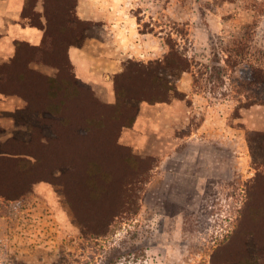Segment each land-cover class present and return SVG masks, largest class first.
<instances>
[{
	"label": "rangeland",
	"instance_id": "1",
	"mask_svg": "<svg viewBox=\"0 0 264 264\" xmlns=\"http://www.w3.org/2000/svg\"><path fill=\"white\" fill-rule=\"evenodd\" d=\"M125 1L114 3L123 7ZM128 2L150 44L158 42L160 52L163 43L164 54L175 45L192 68L181 75L183 97L143 111L121 132L118 143L125 150L102 154L110 176L101 200L87 184L94 177L87 176V161L94 160L104 134L100 141L92 133H57L59 117L72 114L69 101L58 118L46 111L48 78L74 74L67 51L82 37L55 28L49 43L44 30L36 45L16 40L11 47L0 38V89L8 93L0 100L19 101L13 112H0L15 123L0 138V156L8 154L12 139L31 142L34 136L40 148L33 176L0 162V264H54L61 258L64 264H236L230 260L246 251L253 259L261 254L264 226L257 237L245 231L253 224L244 207L250 193L264 201V190L251 187L264 181V103H255L264 100V86L254 83V71L264 70V0ZM65 4L51 0L58 21L70 9ZM34 20L22 24L38 28L42 21ZM93 29L109 37L101 26ZM27 46L40 52L31 56ZM88 86H79L84 92L73 101L76 107L89 102V91L110 104ZM63 93L58 91L57 104ZM78 116L67 131L79 128ZM101 177H94L97 185ZM107 212L116 216L105 236L85 230Z\"/></svg>",
	"mask_w": 264,
	"mask_h": 264
},
{
	"label": "trees",
	"instance_id": "2",
	"mask_svg": "<svg viewBox=\"0 0 264 264\" xmlns=\"http://www.w3.org/2000/svg\"><path fill=\"white\" fill-rule=\"evenodd\" d=\"M58 1L66 3L68 6H70V9L64 12L62 19L58 21V14L53 9L51 0H45L46 23L43 24L40 22L38 26L39 29L45 31L44 39H48V43L50 42L49 40H54L53 31H55V28H59V31L62 33H72V35L73 32L78 31L79 38L81 36L82 40L77 44H75L73 41L70 42L69 48L72 46H80L82 42L88 37L102 38L101 35L94 32L93 29L94 27L99 26L103 28L101 24L84 22L77 17L76 0ZM35 3L36 0H25L22 16L23 20L29 19L34 22V18H40V15L35 12ZM73 23L74 26L72 25ZM104 30H101V33H103ZM16 46H19V43H16ZM19 47H21V45ZM19 47L17 49L18 51L20 50ZM27 47H30L29 52L31 56H34L36 53L40 52L35 47ZM17 60V57L13 59L11 61V65H15ZM67 61L74 71L68 51ZM191 68L192 65L188 58H186L180 52V50H178L176 46L172 44L169 46V52L164 54L162 58L148 61L128 59L123 62L122 72L116 74L113 78L115 101L110 104H104L95 98L92 91H89V102L87 104H81L77 106L78 110H75L77 107L73 101L81 100L80 96H83L84 90L80 88L82 85L86 86L85 88H87L89 87L88 84L82 82L76 76L75 71L74 74H63V76L59 77L58 79L48 78V110L46 111H48L52 117L58 118V116L64 112L63 108L67 109L68 106L66 105V102L69 101L68 110L72 112V114H63L59 117V130L57 128L55 131L60 134L65 132L68 134L77 132V136L79 138H85L83 137L85 133L90 135L92 133L94 138H97L100 141L101 139L99 134L103 133L105 136V139H103L104 141H101L102 143L95 148L96 156L94 160L89 159L87 161L89 165L87 176H103L100 178V181H98V185L96 182L97 180H95L94 177L91 181H89V183H87L93 185V196L95 199H104L105 195L103 194L107 193V188H105L103 182H107L110 174H108V172L105 170L107 162L106 160H104V163L102 162L104 159L103 156L105 155L107 157L110 155V153L114 154V149L117 152L125 150L118 143V139L124 128L132 127V125L136 122L140 104H169L173 100L183 97L184 94L179 90L177 82L180 80L181 75L183 73L190 72ZM254 78V83L264 86V70L256 69L254 71ZM80 85L81 87L79 88ZM36 91H39L38 88ZM58 91L64 92L62 94L63 98L60 99L59 104H57L55 101L58 97ZM0 93L8 94L4 89H0ZM34 94H36L35 91ZM257 102L264 103V100H255V103ZM76 116H78L77 120L79 117H81L79 128L70 127L71 130L67 131L68 128H66V124L69 123L71 118H75ZM89 126H91V130L89 129ZM97 127L101 128L102 131H100V133L95 131V128ZM80 129L84 130L81 131V135ZM29 130L31 129L29 128ZM82 132L84 134H82ZM12 140L10 143V149L6 150L7 152H5L9 155L6 154V156H0V162L4 161L5 164L13 162L15 163V166L19 167L20 170L25 172L27 176H33L31 175V170L34 168V163L36 164L37 159H39L38 153L40 148L34 146L35 144H38L37 138L31 136V142L17 141L14 143V140L16 139H14L13 142ZM49 147L50 146L48 145V148ZM88 151V149L82 150L84 153H87ZM12 152H14V154H11ZM102 154L104 155L102 156ZM12 157H14L16 160L13 161V159H10ZM125 159L128 161L132 159V156L125 157ZM102 163L104 169L101 166ZM251 187L264 190V181L257 179L255 185ZM244 211L247 213L248 218L251 219L254 227L253 228L251 226V230L245 231H248L249 234L257 237L258 233L261 232L260 229L264 226V201L261 202L260 195L254 194L253 196V194L250 193L249 202L245 205ZM101 215L103 216L97 218V224L95 226H90V228L87 226L85 229L88 233L97 237H103L109 232L108 230L111 224L110 222L112 218L116 216L113 212L101 213ZM261 243L262 244L259 245L261 247L262 255L260 254L258 258H251L246 251L238 259L232 258L230 261H234L236 264H259V258L264 257V240H262ZM64 261L65 260L61 258L54 264H64ZM116 263V259L110 260L108 262V264Z\"/></svg>",
	"mask_w": 264,
	"mask_h": 264
},
{
	"label": "crops",
	"instance_id": "3",
	"mask_svg": "<svg viewBox=\"0 0 264 264\" xmlns=\"http://www.w3.org/2000/svg\"><path fill=\"white\" fill-rule=\"evenodd\" d=\"M76 1L77 17L84 22L101 24L107 30V34H105L109 37H88L80 46L70 47L68 49L70 61L76 76L82 82L96 88L102 100L113 103L115 101L113 78L122 72L123 62L128 59L148 61L162 58L164 45L161 44L159 52L158 42H155L156 47L153 48L155 43L150 44L149 36L141 34L139 25L131 13V4L126 3L127 0L123 7L121 4L114 3L116 0ZM24 6L25 0H0V38L6 41V46L12 47L16 40L28 41L36 45L43 37L41 29L22 24ZM34 9L40 15V21L45 23V0H36ZM184 78L182 76L180 79L179 90L186 94L187 91L182 90L181 87ZM100 92L104 94L102 97ZM17 104L19 101L11 98L0 100V106H3L0 112H13L14 105ZM161 105L141 104L138 117H141L146 109L153 107L156 111ZM14 129L13 118L2 117L0 114V138L6 137Z\"/></svg>",
	"mask_w": 264,
	"mask_h": 264
}]
</instances>
